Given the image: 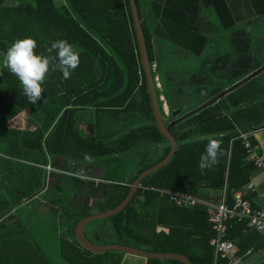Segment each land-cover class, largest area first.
<instances>
[{
	"label": "trees",
	"instance_id": "trees-1",
	"mask_svg": "<svg viewBox=\"0 0 264 264\" xmlns=\"http://www.w3.org/2000/svg\"><path fill=\"white\" fill-rule=\"evenodd\" d=\"M134 1L151 69L154 39L196 55L202 52L206 38L199 32V0ZM208 1L224 28L237 21L234 3L242 2L255 16L264 15V0ZM25 37L35 41L34 53L49 57L50 70L41 84L40 99L31 103L18 79L0 67V264H52L23 221L13 215L16 207L42 193L46 183L48 190L64 183L62 193L83 199L71 212H63L70 220L69 232L59 237V254L65 262L126 264L125 256L130 254L96 253L81 246L74 227L85 216L117 206L137 175L161 161L170 149L154 124L128 0H65L59 6L54 0H0V56ZM57 40L66 41L78 55V66L67 79L53 67L57 62L51 44ZM160 80L169 122L172 110L182 108L181 113H186L197 107L183 108L170 96L163 75ZM29 109L38 120L36 126L26 116ZM261 127L264 86L250 82L172 126L178 146L169 162L141 181L122 211L88 223L85 238L98 245L116 243L182 254L191 264H226L215 260L209 244L213 231L205 205L178 206L167 193L207 202L205 191H214L218 193L214 203L224 198L230 204L233 192L249 183L255 169L246 159L240 134ZM249 139L256 144L252 136ZM210 141H219L221 151L216 165L202 173L197 162ZM65 163L69 168L101 167L103 175L98 181L75 176L64 171ZM244 230L243 221L233 219L227 224L226 239L235 242L238 254L249 247L243 245L244 239L257 233L251 230L243 235ZM142 259L141 264H183Z\"/></svg>",
	"mask_w": 264,
	"mask_h": 264
},
{
	"label": "rangeland",
	"instance_id": "rangeland-1",
	"mask_svg": "<svg viewBox=\"0 0 264 264\" xmlns=\"http://www.w3.org/2000/svg\"><path fill=\"white\" fill-rule=\"evenodd\" d=\"M63 2L65 0H54L57 6ZM199 2V32L206 38L200 54L154 39L152 71L166 123L170 120L169 107L160 76H164L170 96L183 108H188L198 107L264 66V15L255 16L242 2L234 3L231 8L237 21L233 26L224 28L209 1ZM246 82L264 86V70ZM180 110L182 112V108ZM65 189L64 183H56L46 193L45 197L55 196L52 203L56 210L48 205L50 203L41 207L36 201H28L13 212L23 221L52 264H67L59 254V237L69 232L67 224L70 223L63 212H71L80 203V198L75 199L73 193H62ZM57 194L59 197H56ZM142 261V258L133 255L125 256L126 264H141Z\"/></svg>",
	"mask_w": 264,
	"mask_h": 264
},
{
	"label": "water",
	"instance_id": "water-1",
	"mask_svg": "<svg viewBox=\"0 0 264 264\" xmlns=\"http://www.w3.org/2000/svg\"><path fill=\"white\" fill-rule=\"evenodd\" d=\"M129 4V9L131 13V18H132V23H133V28L135 32V38H136V43H137V48L139 52V58L140 62L143 68L144 76H145V82L147 86V91L150 99V104H151V109H152V114L154 118V124L159 131V133L170 143V149L167 153V155L159 162L155 163L154 165L150 166L149 168L143 170L140 172L137 177L133 180L131 183L129 190L124 197V199L114 208H111L109 210L103 211V212H98V213H93L88 216H85L81 218L75 225L74 227V236L75 239L79 242V244L86 249H88L91 252H104L107 250H116L120 252H124L133 256L141 257L144 259H170V260H177L180 261L183 264H191L189 258L185 255L182 254H176V253H160V252H150V251H144L137 249L135 247H130V246H125L121 244H116V243H108L105 245H98L95 243H92L91 241L87 240L84 236V229L88 223L94 220H100L104 218H108L120 211H122L127 204L130 202V200L133 198L135 192L137 191V188L140 186L141 181L150 175L151 173L155 172L156 170L160 169L164 165H166L169 160L172 158L174 155V152L177 149L178 143L173 136L171 132V127L176 125L177 123L183 121L184 119L192 116L193 114H196L200 110L210 106L220 98L224 97L226 94L237 88L238 86L242 85L245 83L247 80L250 78L254 77L258 73L264 70V66L260 67L259 69L251 72V74L245 78L242 81H239L235 83L231 88L221 92L219 95L210 98L209 100L203 102L200 104L198 107L191 109L190 111L186 113H181L180 109H174L171 111V117L173 118L170 122L166 123L163 120V109L160 106V101L159 98L157 97L156 94V84L154 83V78L152 75V69L150 67L149 61H148V55H147V50L145 46V40H144V35L141 29L140 25V20L138 17L137 13V8L134 0H128ZM169 111V108H168Z\"/></svg>",
	"mask_w": 264,
	"mask_h": 264
},
{
	"label": "built area",
	"instance_id": "built-area-1",
	"mask_svg": "<svg viewBox=\"0 0 264 264\" xmlns=\"http://www.w3.org/2000/svg\"><path fill=\"white\" fill-rule=\"evenodd\" d=\"M253 132L241 133L240 138L243 140L246 149L248 161H252L255 167L261 165L256 145H252L249 137ZM50 170L49 165L46 166ZM254 187L248 183L243 189L234 191L232 202L226 203L223 198L218 203L202 202L196 198L185 194L167 193L169 200L178 206L189 207L196 204H204L208 215V222L211 225L213 236L209 244L214 249L215 260L220 258L225 260L226 264H244V258L250 253V250L243 254L237 253L235 243L226 239L227 224L230 220L243 221L248 230H253L264 235V210L254 207L247 194L252 193Z\"/></svg>",
	"mask_w": 264,
	"mask_h": 264
},
{
	"label": "clouds",
	"instance_id": "clouds-1",
	"mask_svg": "<svg viewBox=\"0 0 264 264\" xmlns=\"http://www.w3.org/2000/svg\"><path fill=\"white\" fill-rule=\"evenodd\" d=\"M35 48V41L30 37H25L15 40L3 56H0V67L6 68L18 79L23 94L31 103H36L40 99L41 84L50 70L49 57L34 53ZM51 49L55 50L54 59L57 62L53 67H58L64 79L69 78L71 71L78 66V55L64 40L54 41ZM220 151L219 141H210L205 146L197 162L202 173L216 165Z\"/></svg>",
	"mask_w": 264,
	"mask_h": 264
},
{
	"label": "crops",
	"instance_id": "crops-1",
	"mask_svg": "<svg viewBox=\"0 0 264 264\" xmlns=\"http://www.w3.org/2000/svg\"><path fill=\"white\" fill-rule=\"evenodd\" d=\"M63 3H61V4H63ZM25 113H26V116H28L31 119V121L33 122V124L36 126L38 123V120H37L36 116H34L35 119H33L31 109L25 110ZM81 127L84 130H88V128H89V126L87 124H82ZM250 132H253L251 134V136L255 139V143H256L255 145H256L258 155H259L260 160H261V165L259 167H255L254 171L252 172V174L250 176L249 183H251L253 185L254 191L252 193H248L247 196L251 200V203L254 207H258V208H261L264 210V127L252 130ZM59 161L60 160H58L57 162H59ZM54 162H55V160H52V161H50V164L53 166ZM63 168H64V171L66 169L71 171V173H73L72 175L79 176V177H82V178H85L88 180L91 179V180L98 181L99 179H101V177L103 175V169L101 167H97V166L90 165V164L70 165V168H71V170H70L69 165L65 163V164H63ZM43 191L44 192L48 191V184L47 183H46ZM43 191H42V193L36 195L34 200H28V201H36L39 204V206H41V207H43L47 203H50L48 205L52 209L56 210L55 205H53V203H52V200L55 196L42 197ZM205 195L207 197H209L207 202L214 203L213 197L218 195V193L217 192L215 193L214 191H205ZM56 197H59V195L57 194ZM73 197L75 199L77 197L80 198V200H79L80 203L83 200L81 195H78V194H74ZM45 198H47V199H45ZM28 201H25L24 203H27ZM67 226L69 227L70 225L67 224ZM252 232H251V230L248 231V229H247V230H244L243 235H246V234L252 233ZM260 242H262L263 245L261 247H255ZM246 244L249 246L247 248V250H250V253L248 255H246V257L244 258V264H264V235L260 234L258 232L256 234H252L250 237L248 236L247 238L244 239L243 245H246ZM235 246H236L237 251H238V247L236 244H235Z\"/></svg>",
	"mask_w": 264,
	"mask_h": 264
},
{
	"label": "flooded vegetation",
	"instance_id": "flooded-vegetation-1",
	"mask_svg": "<svg viewBox=\"0 0 264 264\" xmlns=\"http://www.w3.org/2000/svg\"><path fill=\"white\" fill-rule=\"evenodd\" d=\"M240 86H241V85H240ZM238 87H239V86H238ZM235 89H236V88H235ZM235 89H234V90H235ZM234 90H232V91H234ZM229 93H230V92H229Z\"/></svg>",
	"mask_w": 264,
	"mask_h": 264
}]
</instances>
